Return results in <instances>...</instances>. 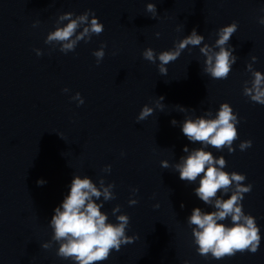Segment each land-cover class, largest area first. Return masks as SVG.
I'll use <instances>...</instances> for the list:
<instances>
[{"label": "clouds", "instance_id": "obj_1", "mask_svg": "<svg viewBox=\"0 0 264 264\" xmlns=\"http://www.w3.org/2000/svg\"><path fill=\"white\" fill-rule=\"evenodd\" d=\"M146 11L155 19L156 4L147 3ZM261 11L264 12V9ZM65 21L67 23H64ZM258 22L264 25V16H261ZM56 24L55 30L47 34L44 42L47 45H59V51L65 54L75 51L80 41L87 43L93 35L98 36L104 31L103 23L91 9L80 15L72 12L63 13L58 17ZM237 29L236 21L219 28L218 38L213 45L204 43L205 37L193 29L189 35L176 42L172 49L156 53L149 47L143 51L142 56L151 63L158 60L159 73L167 75L166 65L176 61L189 46L199 47L200 53L206 58L204 73L215 80H226L237 61V56L233 54L235 49L229 46L230 39ZM156 36L159 37L160 33H156ZM105 47V44H101V47L92 53L96 57L97 65L105 56ZM34 51L37 56L42 55L40 49ZM251 60L254 63L257 57L252 56ZM253 63L246 66L252 79L244 82L243 95L254 103L264 105V73L255 70ZM63 91L68 92L69 89L65 88ZM71 99L75 100L78 106L84 104L79 92ZM163 100L164 97L161 96L156 103V107L161 110L164 107ZM179 107L182 112L187 110ZM153 112V107L144 105L137 116V122L145 120ZM239 122L238 115L227 102L220 104L214 118L211 111L196 118L186 117L181 126L183 135L189 142L202 146L190 152L188 147L184 146L183 151L188 155L182 156L179 163L171 166L179 173V179L182 181L195 183L199 178V185L194 189L195 195L204 204L215 209L202 211L200 207H195L187 218L188 225L192 227L196 251L206 258L211 256L213 259L221 260L237 253L255 254L261 242L260 227L255 217L243 210L244 194L252 191L251 184L243 183L246 175L236 171H225L227 166L225 158L215 157L211 151L205 150L211 146L217 151L226 148L230 154L233 153L235 151L233 144L239 139L237 129ZM171 124L175 126L177 121L173 119ZM251 146L252 141L245 140L239 144V149L245 151ZM161 167L169 168V162L161 161ZM103 171L110 172L111 165H106ZM45 183L43 179L37 181L39 186ZM114 187V184L106 186L103 178L97 186L87 175L83 177L74 175L67 195L54 209L49 221L52 229L51 240L43 243L42 247L49 249L55 242L58 245L56 255L64 260H70L73 264H102L109 259L113 250L119 252L122 246L133 243L137 237L127 235L129 216L120 214L116 216L117 223H112L109 222L107 213L101 210L103 202L115 199L112 191ZM138 191L139 189L133 188V196ZM229 192L231 195L224 199L223 195ZM101 197L103 201L98 203ZM128 203L133 206L138 201L129 199ZM181 207L184 205L181 204ZM119 211L120 206L117 205L112 209V214L116 215ZM229 218L230 225L223 223Z\"/></svg>", "mask_w": 264, "mask_h": 264}, {"label": "water", "instance_id": "obj_2", "mask_svg": "<svg viewBox=\"0 0 264 264\" xmlns=\"http://www.w3.org/2000/svg\"><path fill=\"white\" fill-rule=\"evenodd\" d=\"M264 4V0H260Z\"/></svg>", "mask_w": 264, "mask_h": 264}]
</instances>
